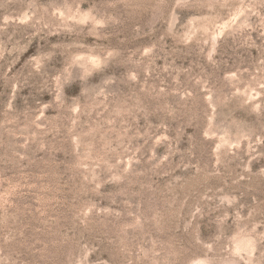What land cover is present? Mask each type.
I'll list each match as a JSON object with an SVG mask.
<instances>
[{
    "label": "rangeland",
    "instance_id": "rangeland-1",
    "mask_svg": "<svg viewBox=\"0 0 264 264\" xmlns=\"http://www.w3.org/2000/svg\"><path fill=\"white\" fill-rule=\"evenodd\" d=\"M0 264H264V0H0Z\"/></svg>",
    "mask_w": 264,
    "mask_h": 264
}]
</instances>
